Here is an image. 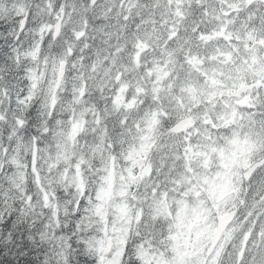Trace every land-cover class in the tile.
I'll use <instances>...</instances> for the list:
<instances>
[{
	"label": "trees",
	"instance_id": "16d2710c",
	"mask_svg": "<svg viewBox=\"0 0 264 264\" xmlns=\"http://www.w3.org/2000/svg\"><path fill=\"white\" fill-rule=\"evenodd\" d=\"M66 5L70 9H74L85 20L82 26L83 34L81 38H77L75 30L69 28V38L75 40L74 55L76 60L80 58L79 49L84 41L90 43V58L87 66H94L93 74L102 68V72L111 76L112 82L103 80L102 87L99 77H90V80H96L98 90L89 88L90 101L88 105L91 107H100V111L111 113L114 91L117 89L116 76L121 74L127 80L129 74V66L131 64L130 49H133L135 42L138 39H143L145 33L150 32L152 37L159 33L165 32L168 42H170L171 50H175L178 56H183L185 50L192 49L196 53L198 44H200V34H207L210 25L207 24H188L179 23L177 25L176 36L171 37L170 32L163 25L153 28V24H144L142 19H137L138 15L134 12L126 10L125 2L122 0H96L95 5L91 4V0H0V71L7 80H17L15 65L18 63L13 59L15 50L22 52L21 48H26L31 51L37 44V36H35V26L46 23L47 17H50L45 8L47 3ZM148 2V0H144ZM211 2V29L214 14L221 15L225 0H209ZM213 3V4H212ZM199 9L204 8L203 5H198ZM67 9V8H66ZM28 11V13H27ZM28 16V27L23 33H19L20 19ZM209 16L202 11L199 16ZM75 16V15H74ZM231 15L229 16V18ZM229 23V28L233 30L242 42L251 40L258 33L255 31L260 22H264V5L259 6L258 3H252L250 6L242 5L237 11L233 10L232 18ZM67 33V32H64ZM20 34V37H19ZM16 39V40H15ZM174 39V40H173ZM3 41H10V47L4 46ZM64 41V39H63ZM65 42V41H64ZM66 43V42H65ZM23 44V46H22ZM215 46L219 44L215 42ZM10 48L8 50H5ZM20 48V49H19ZM59 48H54L56 53ZM203 57L202 54H200ZM226 63L220 56L214 57V63ZM80 66V61L77 63ZM67 80L78 79L75 74L80 73V68L72 66L69 63ZM21 72V80L25 79L24 68L18 70ZM85 73L86 70L83 69ZM28 79V78H27ZM67 82L59 92V105L62 106L61 113L70 107V103L75 101V91L71 82ZM25 86L23 85L22 88ZM20 87H14L11 96L15 97L19 93ZM103 98L104 103L103 105ZM42 94L37 91L31 98V105L21 106L18 108L24 111L25 126L31 124L34 115V107L40 105ZM107 107V110L105 111ZM57 115L55 126L59 128V123L63 122V118ZM66 116V115H65ZM259 120H261L259 118ZM51 121V120H50ZM53 122V121H51ZM50 122V123H51ZM132 125V122L127 121L125 124L118 123V128L124 132ZM24 126V127H25ZM50 126V124H48ZM108 129L109 137L114 133ZM247 130V129H246ZM48 133H43L42 129L39 134H34L26 138L14 136L8 142V147L11 154H17L16 141H25L31 143L36 139H47ZM109 137L106 136L107 141ZM87 141V142H86ZM84 142V143H82ZM116 145V142L114 141ZM79 145L82 148V153L86 157L89 164L96 163L95 169L85 167L88 175L95 182L98 178V158L105 154V151L96 152L97 141H90L83 138ZM100 153V154H99ZM10 160V159H9ZM28 169V168H27ZM168 171L169 168H164ZM263 172V170L261 171ZM96 174L93 178L91 175ZM4 180H1V183ZM73 187V185L71 186ZM74 188V187H73ZM74 189L58 185L56 188V203L58 205V223L52 224L50 218V210L44 205L41 197L37 198L38 204L34 207L26 205L24 196H3V191L0 188V264H95L97 261V251L93 249V243L97 244V234L100 232L99 224L95 221L97 216L92 210V200L96 196H75ZM80 193V190H79ZM264 196V177L257 174L252 181L247 185V190L242 197L241 210L245 218L241 223L242 231H252L253 237L245 248L244 255L247 259L252 260L251 255H258L260 251H264V243L256 245L255 239L262 233L261 229L264 224V201L261 197ZM35 230L36 238L41 241L39 245L33 246L31 241H26V230ZM95 244V246H96ZM94 246V247H95ZM96 249V248H95ZM243 264H251L248 261H243Z\"/></svg>",
	"mask_w": 264,
	"mask_h": 264
},
{
	"label": "rangeland",
	"instance_id": "374dc122",
	"mask_svg": "<svg viewBox=\"0 0 264 264\" xmlns=\"http://www.w3.org/2000/svg\"><path fill=\"white\" fill-rule=\"evenodd\" d=\"M59 16L60 12L55 13V18L53 22L57 20ZM69 23V18L65 17L63 25H68ZM74 27L76 29L78 28V32L81 31V28L79 27L78 23H75ZM48 31L52 34L53 26L49 27V24H41L40 35L42 38L45 37L46 34H48ZM252 47L253 45L248 47L247 51H250V48ZM26 55L29 56L30 61L33 64L29 69V73L35 79L37 78L38 80L40 77L49 74L50 78L47 83V93L50 101H52L57 93L58 87L60 86L61 88L62 85L66 82V79L62 80L61 82L57 81L59 60L55 61V58H52L51 63L48 66H44L42 64H45L49 60L48 54H40L37 53V51L32 50L27 52ZM251 58H253V56ZM65 59L67 60L66 56ZM38 64L39 68L36 69V65ZM166 65L167 63H165V65L157 63L150 70L149 74H155L156 77L159 79L160 75L154 72H160V70L164 71L166 69ZM241 66L244 65L242 64ZM241 66L239 68H241ZM254 75L260 74L259 72H255ZM239 82L240 84L243 83L242 80H240ZM225 83L226 80L221 81L220 79L218 81L211 82V99H213L215 95L223 98V112H221L224 113L226 118H229L231 113L230 109H232L237 103H235V101L230 96V91L233 88V85ZM83 89L84 87L77 89L79 94H81ZM75 114L77 115L78 113L75 112ZM227 122H229L228 119ZM82 127L83 122L81 118L78 115L76 117H72L69 121V129L66 130L65 133H60V138L55 149V154L53 155L51 154V152H49L48 156H55L58 161H69V158L71 156V154L69 153L71 152V144L73 137L76 136V134L82 129ZM142 129L144 132L143 137L133 147L130 154V157L132 158V164L130 169V180L127 182L128 187L123 188L120 191L119 196H125L127 192L129 193V195L134 194L138 187L139 178L147 176L146 172L148 171V166L145 163V157L147 148L149 146V140L148 137L145 136V133L147 132L149 134V131H146V128L144 126L142 127ZM228 145L229 146L222 148H216L211 145V149L210 144H206L204 145V147H197L194 151L190 153L189 162L198 161L201 159L200 164L204 168H208L209 163L206 162V159L210 155L213 156L214 154H217L218 157H220L221 159V166L225 167L226 165H228L232 170L233 168H235V166H244L245 161L252 153L253 148H255L253 143L241 140L239 138H237L235 141L232 140L228 143ZM55 170H57L56 174L52 171V169H48L47 172H45L44 174L41 170H36V177L34 178L36 187L43 193V198L48 200L50 198L51 204L49 205V208H51V210L53 211L57 207L56 202L54 201V197L51 196L52 188L55 186V184L57 182L59 183L60 181L68 182L71 181V179L77 182L79 178V174L73 173L71 171L70 166L58 168V166L55 165ZM224 175L225 173L221 170L216 175V177H211V179L205 175L201 176L199 173L195 175L194 181L193 179L188 178L187 182L191 184V189H188L187 195L193 192L194 196L199 194L200 197L197 200V204L192 209L187 210V206L183 205L180 209V212L176 214V219L179 224L184 221L183 224H185L186 222L187 225L189 224L188 221L191 217V215L189 216V214L194 211L195 214L191 217V220L193 221L195 218L199 221L193 226L191 230H188V226L183 231H181L182 228H177L175 230L176 233L173 234V237L175 238V234H177V236L181 238L180 241H182L183 245L179 247L177 245V242L175 244H171L172 249L169 248L165 256L161 255L156 259L158 264H188V262L192 260L193 264L215 263L216 259L218 258V255L220 254L223 248L221 245L216 248V251L210 258H208V261L207 259L204 260L203 258L205 256L206 248L209 243L208 239L213 235L211 231H213L212 228L215 225V222L214 217H212V214H214V208L219 207L221 210H226L232 204V200L236 199V196H234L236 189L233 190V184L239 183V179L237 178V176H235L236 174L230 176ZM200 186H203L205 190ZM204 193L205 198L203 197ZM101 196L102 201L99 210L102 213L103 218L106 221H109L110 216V221H114L117 223V219H119L120 216H125L124 225L125 229L127 230V225L130 219V208H128V206L122 201V203L118 205L119 213L111 214L108 210V207H112V199H114L116 196L113 184V177H111L110 172L107 173L106 186L103 189ZM208 196H211V201H209ZM128 198H130V196L125 197V199ZM27 199L31 201L32 197L28 196ZM167 205H165L164 207L165 210ZM120 225L121 223H117L116 226L111 227L112 231L116 234L112 250V252L114 251L113 254L111 256L108 254L102 256L100 258L99 264H117L121 254V247L123 244L121 240V235L119 234L121 232L120 230H122L121 228H119ZM234 230H237V226L231 227L230 230L226 232V236L228 238H232L235 234ZM104 247L105 240L100 243L99 250L103 251ZM166 256L171 257L167 258ZM146 258L150 259L148 252L146 253Z\"/></svg>",
	"mask_w": 264,
	"mask_h": 264
},
{
	"label": "bare ground",
	"instance_id": "6f19581e",
	"mask_svg": "<svg viewBox=\"0 0 264 264\" xmlns=\"http://www.w3.org/2000/svg\"><path fill=\"white\" fill-rule=\"evenodd\" d=\"M4 46L6 47H10L12 45V42L10 41H3L2 43ZM10 48H7L5 50H8ZM28 65V63H27ZM0 83H3V84H12L14 87H21L22 85H24V82L21 80V79H17V80H7L5 78L3 79H0ZM8 103L13 106V102L12 101H8ZM34 115L32 117V120H31V124L29 126H25L24 128L20 129V130H17L15 131L14 133H11V130L12 128L9 127L6 134H8V136H18L19 138H26V137H29L31 135H34V134H39L40 130L42 129L43 125H44V122H45V114L41 112V105H36L34 107ZM110 127L113 129V130H117L118 128L116 127V125L114 123H111L110 124ZM26 241L28 242V240L31 241L32 245L33 246H36V245H39L41 243V241H39L37 238H36V231L35 230H30V229H27L26 230Z\"/></svg>",
	"mask_w": 264,
	"mask_h": 264
},
{
	"label": "water",
	"instance_id": "95a60500",
	"mask_svg": "<svg viewBox=\"0 0 264 264\" xmlns=\"http://www.w3.org/2000/svg\"><path fill=\"white\" fill-rule=\"evenodd\" d=\"M60 23L61 21H59L57 24H56V31H55V35H58L59 33V29H60ZM64 70H65V64H61V68H60V77H62L63 73H64ZM177 131L180 130V127H178L176 129ZM232 214L231 215H228L226 217H223V218H220V223H219V226H218V230H217V235H216V238L214 239V243L217 242V240L219 239V237L221 236L222 232L226 229L227 225L229 224V222L231 221L232 219Z\"/></svg>",
	"mask_w": 264,
	"mask_h": 264
}]
</instances>
